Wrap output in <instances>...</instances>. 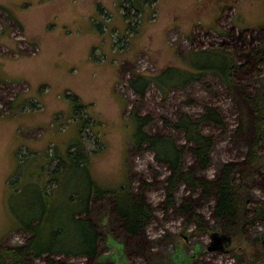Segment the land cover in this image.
<instances>
[{"label":"rangeland","instance_id":"1","mask_svg":"<svg viewBox=\"0 0 264 264\" xmlns=\"http://www.w3.org/2000/svg\"><path fill=\"white\" fill-rule=\"evenodd\" d=\"M146 2L140 12L131 7L125 20L127 9L120 0H0L2 245L26 242V235L15 230L13 216L19 204L7 182L17 172L15 152L22 156L29 151L52 155L60 142L73 141L75 132L72 134L71 129L76 119L67 120L68 100L82 104L78 113L90 123V127H80L82 144L93 176L105 186H115L122 180L124 143L132 133L129 115L135 107L157 118L155 130L182 143V134L165 129L160 119H175L178 112L197 115L203 101L216 105L229 121V131L207 130L217 136L207 169L196 166L191 156L187 157L188 162L195 165L199 176L215 178L224 163L243 159L250 136L245 135L244 148L236 146L233 131L237 108L233 95L217 78L207 76L202 83L174 88L166 94L152 84L144 98L134 93L129 82L134 73L152 77L168 67L189 69L184 57L193 47L226 45L233 49L257 43L264 37V0ZM242 79L248 85L254 84L252 74ZM189 100L196 103L186 105ZM128 170L135 189L148 184L145 194L154 207L155 217L141 239L145 250L132 246L114 208L104 199L93 204L95 219L104 235L99 258L92 262L72 257L67 259L69 264H151L147 249L158 253L155 264L264 262L263 223L248 229L244 241L226 234L231 241L216 243L212 233L220 230L211 217L214 201L199 208L196 193L187 192L184 186L176 193L179 204L191 198L198 212L211 220L212 231L200 235L195 224L185 225L186 218L181 213L166 210L170 171L156 163L152 152L130 153ZM254 170L250 197L260 200L264 198V164ZM110 231L115 232V238Z\"/></svg>","mask_w":264,"mask_h":264},{"label":"trees","instance_id":"2","mask_svg":"<svg viewBox=\"0 0 264 264\" xmlns=\"http://www.w3.org/2000/svg\"><path fill=\"white\" fill-rule=\"evenodd\" d=\"M120 1L127 9L125 20L131 7L140 12L147 4L146 0ZM127 27H130L129 22ZM184 58L189 69L168 67L152 77L134 73L129 82L131 89L144 98L152 84L166 94L174 88L202 83L207 76L217 78L233 95L237 108V125L233 131L236 146L244 148L245 135L250 136L243 159L224 163L215 178L198 175L195 165L207 169L217 143V136L207 130L227 133L230 128L229 121L216 105L203 101L197 115L178 112L175 119H160L165 129L182 134V143L166 132L155 130L157 118L135 107L129 115L132 133L124 143L122 180L115 186H105L93 176L82 144L80 127H90L84 115L78 113L82 104L66 96L65 100L70 101L67 120L76 119L71 129L72 134L75 132L74 140L60 142L52 155L29 151L32 153L22 156L15 152L17 172L7 182L19 204L13 216L15 230L26 235V242L4 246L0 241V264H69L67 259L72 257L94 262L100 256L104 235L95 219L93 204L104 199L114 208L132 246L145 250L141 239L147 224L155 217L154 207L145 194L148 184L141 189L133 187L128 157L130 153L139 155L146 150L153 153L158 165L170 171L166 180V210L181 213L186 218L185 225L195 224L198 234H208L214 226L208 217L198 212L191 198L179 204L176 193L183 186L187 192L199 196V208L214 201L211 217L220 231L217 229L219 233L212 236L230 234L244 241L249 235L248 229L264 224V198L253 200L250 197L254 169L264 164V37L245 48L193 47ZM248 74L254 77L252 86L242 79ZM195 103L189 100L185 104ZM188 156L194 160V166L189 164ZM56 159L58 167L54 170ZM110 232L115 238V232ZM146 256L151 264L157 263L159 258L151 249L146 250Z\"/></svg>","mask_w":264,"mask_h":264},{"label":"water","instance_id":"3","mask_svg":"<svg viewBox=\"0 0 264 264\" xmlns=\"http://www.w3.org/2000/svg\"><path fill=\"white\" fill-rule=\"evenodd\" d=\"M213 240L216 242V243H221L223 241H227L229 238H227L226 236H218V235H213L212 236Z\"/></svg>","mask_w":264,"mask_h":264},{"label":"flooded vegetation","instance_id":"4","mask_svg":"<svg viewBox=\"0 0 264 264\" xmlns=\"http://www.w3.org/2000/svg\"><path fill=\"white\" fill-rule=\"evenodd\" d=\"M230 241H231V239H230Z\"/></svg>","mask_w":264,"mask_h":264}]
</instances>
